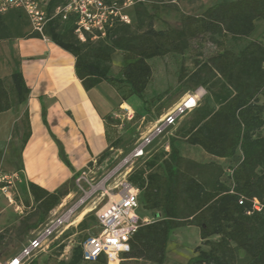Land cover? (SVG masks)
<instances>
[{"label":"trees","instance_id":"16d2710c","mask_svg":"<svg viewBox=\"0 0 264 264\" xmlns=\"http://www.w3.org/2000/svg\"><path fill=\"white\" fill-rule=\"evenodd\" d=\"M135 1L136 20L145 16L150 21L142 42L123 50L126 64L118 77L112 75L114 48L109 42L116 33L133 27L134 22L130 25L115 22L104 37L98 35L95 39L87 34L86 41L81 42L75 33L76 18L73 15L66 20L55 17L43 35L33 31L28 36H15L9 26L0 21V42L16 37L49 38L76 58V75L86 90L106 82L118 91L123 102L130 104L131 97H139L144 102L145 112L149 111L145 92L153 78L149 60L183 53L194 40L212 42L216 51L206 61H197L195 71L189 76L183 72L180 79L188 77L193 89L205 87L217 108L196 109L183 138L186 144L197 146L213 158L229 161L231 165H197L196 173L184 170L181 167L183 157L173 137L170 152H164L160 157L152 156L142 168L133 170L128 180L140 190V204L155 214V220L142 224L131 237L129 249L121 254L120 264H165L172 232L190 226L199 228L201 241L209 249L198 246L195 256L186 264H239L240 251L247 257L244 264H264V42L252 40L239 52H234L222 39L223 36L251 37L256 23L264 21V0L217 3L200 16L183 15L176 26L167 30L153 27L155 13L147 10L145 0ZM65 4L66 0H48L45 9L52 14ZM10 13L28 19L22 11L6 14ZM1 15L5 14H0V18ZM58 21L66 24L62 32L56 26ZM5 80L11 82L12 93ZM29 95L30 89L21 72L0 78V114L25 102ZM133 110L135 117L142 115ZM105 121L109 148L97 162L122 141L120 136L110 137V127L119 125L117 119L108 115ZM28 136L29 126L23 147ZM155 166L159 168L158 172L153 170ZM76 179L77 175L54 192L29 183L38 216L34 223L26 226L28 230L44 223L47 215L70 192L68 184ZM256 202L263 207L262 211L254 208ZM99 231L98 223L94 235ZM91 236H85L84 241L72 249L69 261L62 260L58 264H108L105 255L96 261L85 260L83 245ZM119 261L118 254L112 253L109 264H119ZM30 264L38 263L33 260Z\"/></svg>","mask_w":264,"mask_h":264},{"label":"rangeland","instance_id":"374dc122","mask_svg":"<svg viewBox=\"0 0 264 264\" xmlns=\"http://www.w3.org/2000/svg\"><path fill=\"white\" fill-rule=\"evenodd\" d=\"M227 1L233 0H145V7L148 11L155 13V17L152 19L153 27L156 30H167L170 26H176L183 15L200 16L208 7ZM134 19L135 24L133 27L116 33L109 42L114 48L112 54L113 76L118 77L121 68L126 64L122 55L123 50H126L129 45H138L142 42L143 33L150 21L145 16L141 19L138 18V20ZM0 21L9 26L12 35L28 36L33 33L29 19L16 13L1 15ZM56 26L58 31L62 32L66 24L58 21ZM222 39L226 42L227 47L234 52H239L252 40L264 42V21L256 23V30L249 38L223 36ZM215 51L216 47L212 42L194 40L191 47L183 53H170L149 60L153 69L152 81L145 92L149 111L145 112L144 102L137 96L131 97L129 102L135 110L142 113L140 117H135L134 110L124 109L123 107L118 109L116 119L119 125L115 128L110 127L109 132L111 139L120 136L121 144L117 148L108 151L107 155L99 162L90 164L84 179L77 178L68 184L70 192L55 208L58 211L52 213L53 210L50 212L44 223L38 228L30 230L26 228L27 225L34 223L38 216L36 204L28 198L27 193L21 192V195H18L16 190L13 189V203H11L5 193L0 191V264H8L28 247L31 241L43 234L52 220L55 222L56 218L72 211L70 223L53 232L47 238L43 248L36 250L25 264H30L33 260H37L38 264H58L62 260L69 261L72 249L83 242L85 236L94 235L98 231L97 213L109 200L106 191L111 195L116 194L117 189H115V186L119 184L118 182L122 179L124 173L130 169L133 171L143 167L145 160H134L128 167H123L116 173L124 159L130 155L145 136L152 132L155 125L167 113L173 111L182 98L200 89H203L204 92L200 100V106L196 111L206 106L217 108L214 99L205 87L199 86L193 89L187 81L188 77L184 80L180 79L183 72L187 73L188 76L191 75L195 71L196 62L206 61ZM9 70H11V62L8 56L2 53V45H0V78ZM8 77L9 75L4 78ZM5 85L12 93L11 82L5 80ZM123 93L128 94L127 90H124ZM196 111L185 115L178 120L175 126L165 129L161 135L156 137L147 147L145 159L152 156L160 157L164 152H167L166 146L170 144V139L174 137L176 146L180 149L183 157L181 167L184 170L196 173L198 171L197 165L216 164L221 167L231 165L229 161L212 158L202 149L192 148L184 142L183 135ZM130 116L131 119H129ZM15 130L21 132V142H23L28 134L26 115L16 125ZM11 132L12 130L10 131L4 124L2 126L0 122V171L4 172L9 171L10 164L14 162L10 152L8 151L9 154L5 153L9 145V134ZM262 132H264V129ZM153 170L158 172L159 168L155 166ZM137 214L141 219L145 217L151 220L155 219L154 213L142 206L137 210ZM212 239L217 240V237ZM62 245L64 248H61ZM198 246H201L204 250L209 249L201 241L199 228L190 226L174 230L167 247V261L165 264H186L195 256ZM123 252L118 255L119 264L122 261L121 254ZM239 258V264H244L247 260L242 251L239 252ZM92 263L84 262L83 264ZM142 263L153 264L151 262Z\"/></svg>","mask_w":264,"mask_h":264},{"label":"crops","instance_id":"0c3cea01","mask_svg":"<svg viewBox=\"0 0 264 264\" xmlns=\"http://www.w3.org/2000/svg\"><path fill=\"white\" fill-rule=\"evenodd\" d=\"M0 45L11 62L2 78L21 72L30 89L25 102L0 114V122L12 130L5 153L10 152L14 162L6 172L19 173L15 190L32 200L29 183L54 192L75 175L86 176L90 164L109 148L105 117L116 118L120 107H133L106 82L86 90L76 75V58L49 38L16 37ZM24 115L29 136L23 147L15 128Z\"/></svg>","mask_w":264,"mask_h":264},{"label":"built area","instance_id":"2783aa9c","mask_svg":"<svg viewBox=\"0 0 264 264\" xmlns=\"http://www.w3.org/2000/svg\"><path fill=\"white\" fill-rule=\"evenodd\" d=\"M47 3L48 0H0V14L15 10L22 11L27 15L33 31L41 35L44 34L48 23L55 17L61 16L63 20H66L73 15L76 18L75 33L81 42L86 41L87 34L93 35L95 39L98 38V35L104 37L108 28H111L115 22L130 25L135 20V0H66V4L57 8L52 14H49L45 9ZM203 92L204 90L200 89L182 98L175 109L167 113L155 125L152 132L145 136L130 155L124 159L116 173L121 168L128 167L134 160H148L145 159L147 147L165 129L175 126L182 117L198 109ZM129 119H131V116ZM169 150L170 144H167L166 151L170 152ZM131 172V169L125 172L118 182L119 184L115 186V189H117L116 194L111 195L106 191L109 200L97 213L100 231L98 234L91 236L83 245L85 260L96 261L102 255L107 256L110 260L112 253L119 255L123 251L122 248H129L131 237L142 224H149L155 220L141 219L138 216L137 210L141 206V192L128 180ZM116 173L114 172V174ZM19 180L20 175L18 172L0 171V191L5 193L11 203H13V189L16 188ZM254 208L257 211L263 210L258 202L255 203ZM68 214L64 213L55 222L52 221L43 234L31 241L30 245L8 264H25L36 250L43 248L47 238L53 232L70 223L71 213L69 217ZM248 214H251V212H248Z\"/></svg>","mask_w":264,"mask_h":264},{"label":"bare ground","instance_id":"6f19581e","mask_svg":"<svg viewBox=\"0 0 264 264\" xmlns=\"http://www.w3.org/2000/svg\"><path fill=\"white\" fill-rule=\"evenodd\" d=\"M72 212V211H71ZM70 212V213H71ZM70 213L68 214V216L70 215ZM123 249V251H125V250H127V248L126 247H124V248H122ZM113 254H117V253H113Z\"/></svg>","mask_w":264,"mask_h":264}]
</instances>
